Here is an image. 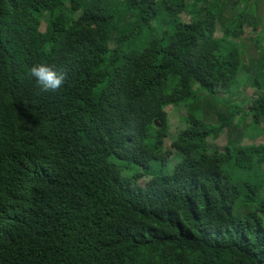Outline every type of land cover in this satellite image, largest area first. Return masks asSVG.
I'll return each instance as SVG.
<instances>
[{
  "label": "trees",
  "instance_id": "trees-1",
  "mask_svg": "<svg viewBox=\"0 0 264 264\" xmlns=\"http://www.w3.org/2000/svg\"><path fill=\"white\" fill-rule=\"evenodd\" d=\"M259 1L0 0V264H264V147L208 143L246 117L264 140V85L244 109L202 100L264 63ZM41 61L67 73L57 92L27 75Z\"/></svg>",
  "mask_w": 264,
  "mask_h": 264
},
{
  "label": "rangeland",
  "instance_id": "rangeland-1",
  "mask_svg": "<svg viewBox=\"0 0 264 264\" xmlns=\"http://www.w3.org/2000/svg\"><path fill=\"white\" fill-rule=\"evenodd\" d=\"M194 0H185V4H192ZM260 4V9H258V17L259 21L257 22V26L259 28H264V0L259 1ZM243 5V3H242ZM179 18L187 22L188 17H186L185 14H181ZM46 28V20H43L42 24V31H44ZM164 29V27H163ZM246 33L249 32V27H245ZM250 35V34H249ZM221 34L219 29L217 28L215 38H220ZM113 47V45H112ZM237 49L241 53V47L237 45ZM251 57L256 59L260 54H253L251 53ZM242 58V65L244 68L245 62V55L243 54L241 56ZM250 65H252V71L249 73L246 71H240V74L244 77H240L242 80L241 86L236 87L234 91H231L230 93H218L219 96V101H216L215 99H212L208 97L207 94L202 93V100L204 102H208L209 104L212 103L214 106L217 105L219 108H224L226 104H223L222 102H231L234 101L238 106H242L244 109V103H249V99L251 95L253 94L252 88H251V82L253 80H257L259 84L264 85V63H261L260 65H257V62H251ZM248 75H250V78L247 79ZM251 81V82H250ZM196 88V87H194ZM211 105V104H210ZM169 107V106H167ZM166 107V108H167ZM211 113L213 117V113L211 111H208ZM186 115L185 108L183 107L182 104H179L176 107H172L168 110V125H169V138L166 139L165 141V148H170L171 147V142L176 138L177 134L184 128L185 126V121H184V116ZM215 116V115H214ZM249 117H246L245 120L236 126H232L231 128L227 129L226 132H222L219 134L218 137L216 138H209L208 143H209V148L210 150H224L226 145L229 143V141L235 140L237 144H242V145H247V144H257V146H263L264 147V140L262 139V136H254L252 128L249 124ZM212 124H215V121L213 120L211 122ZM260 129L264 130V124L261 123L258 125ZM263 143V144H260ZM259 153H263L264 151H259ZM180 160V158L174 157L166 166H162L161 164H155L154 170L156 171L157 169L159 170L160 173L163 174H171L173 166ZM132 167L134 165L130 164ZM229 175L233 179L234 182L240 183V185H243L245 183H250L251 185L259 183L258 180V168L256 165H253L251 167H246L241 165H230L227 169ZM259 174H264V169L259 172ZM151 178V176L148 177H143L139 183L141 185H144L145 182ZM249 194V193H248ZM264 197V193H260V198ZM246 197L241 194L236 202L234 203V212L237 211H244V210H251L253 209V206L248 205L246 200Z\"/></svg>",
  "mask_w": 264,
  "mask_h": 264
},
{
  "label": "clouds",
  "instance_id": "clouds-1",
  "mask_svg": "<svg viewBox=\"0 0 264 264\" xmlns=\"http://www.w3.org/2000/svg\"><path fill=\"white\" fill-rule=\"evenodd\" d=\"M46 25H47V23H46ZM41 28H42V26H41ZM45 30H46V28H45ZM41 31H42V29H41ZM44 31H42V32H44ZM27 75L29 76V78L35 79L36 84L40 87V89L43 92H57L65 84L66 79H67V73L65 71H63V70L58 71L55 68V66L49 65L48 63H45L43 61L38 62V63H33L30 67H28L27 68ZM228 93H230V92H228ZM172 107H176V106H169L166 108L167 114H168V110ZM185 111H186V109H185ZM167 117H168V115H167ZM168 127H169V125H168ZM168 133H169V130H168ZM169 135H168V138H169ZM144 177H148V176L145 175ZM150 179L151 178H149L145 182V184ZM145 184L141 185L139 183V185H141V186H145Z\"/></svg>",
  "mask_w": 264,
  "mask_h": 264
}]
</instances>
